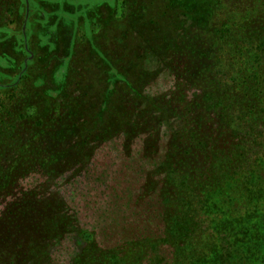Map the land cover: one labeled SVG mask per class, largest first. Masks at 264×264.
Masks as SVG:
<instances>
[{
  "label": "trees",
  "instance_id": "1",
  "mask_svg": "<svg viewBox=\"0 0 264 264\" xmlns=\"http://www.w3.org/2000/svg\"><path fill=\"white\" fill-rule=\"evenodd\" d=\"M120 1V19L99 22L106 37L91 43V53L76 38L66 90L53 97L46 90L54 87L34 84L46 73L31 71L43 59L36 36L9 30L21 28L24 1L0 0V31L9 33L0 38V264H55L54 249L65 241L76 246L66 264H236L244 257L231 230L229 241L219 237L211 214L232 218L264 200V0ZM205 31L210 48L197 37ZM32 50L40 55L31 59ZM61 59L47 61L55 67ZM149 61L189 83L191 101L174 93L159 109L143 96L154 72ZM111 72L120 77L109 104ZM154 114L163 116L169 139L152 188L162 232L101 247L50 184L84 171L100 145L137 136ZM32 175L45 183L23 190Z\"/></svg>",
  "mask_w": 264,
  "mask_h": 264
},
{
  "label": "rangeland",
  "instance_id": "2",
  "mask_svg": "<svg viewBox=\"0 0 264 264\" xmlns=\"http://www.w3.org/2000/svg\"><path fill=\"white\" fill-rule=\"evenodd\" d=\"M23 1L24 3L20 5L22 9L26 6V15L24 21L20 22L21 28L18 24V27L14 25L9 30L16 33L21 29L24 31L26 27L27 37L31 33L36 36L38 49L43 53V59L42 65L36 64L31 71L46 73L38 76L34 84L37 87L39 83L54 87L46 90L48 96H62L66 90L69 63L76 38L80 35L78 43L81 40L82 42L78 48L83 47V51L90 52V48L93 50L94 46L91 44L93 41L98 45L102 43L106 36L98 24L103 23L104 27L120 19L121 1ZM8 34L5 30L0 31V38H7ZM140 36L149 42L148 34L141 33ZM197 37L200 38V43L210 48L211 43L206 31ZM189 38V36L184 38L185 46ZM86 39L90 47L87 44V47L85 46ZM32 44L33 40L31 46ZM39 51L32 50L30 58L34 57L32 52L36 56L40 55ZM149 52L150 50L147 49V53ZM53 54L58 59L62 58L59 64L55 63V67L48 63ZM13 56H15L14 53ZM18 56L17 59H26L21 53H18ZM147 56L155 57L151 53ZM154 62L146 63L149 65L146 69L154 70V72L142 84L143 96L152 99L156 105H159L157 107L159 109L165 104L164 100L168 101L166 98L174 93L181 99L184 96L189 103L195 90L188 87L187 82H178V85L170 74ZM39 66L42 67L41 70L38 69ZM80 73L83 74V71ZM117 76L120 77L113 72L109 74L110 87L104 97L109 104L113 99L110 95ZM121 87L122 92L126 91V94H129L126 86L121 85ZM142 106L143 103L138 102V110L143 111L144 106ZM162 120V115L154 114L148 126L143 131H139L137 136L130 140L119 136L100 145L84 171L78 172L79 174H67L50 184L52 190L59 192L67 199L71 209L78 214L80 227L93 234L92 237L101 247L111 248L131 239L158 236L162 232L161 206L158 195L152 191L156 183L154 168L165 155L169 141L162 127L164 126ZM44 183V178L32 175L23 180L20 185L23 190H27ZM253 203L252 211L243 210L232 218L217 210L211 214L213 226L218 231L219 237L225 242L229 241L231 230L230 241L235 242L234 249L244 254L243 258H239L241 263L236 264H264V200ZM5 204L6 202H0V212ZM75 251V242H63L54 249L55 264H66Z\"/></svg>",
  "mask_w": 264,
  "mask_h": 264
},
{
  "label": "water",
  "instance_id": "3",
  "mask_svg": "<svg viewBox=\"0 0 264 264\" xmlns=\"http://www.w3.org/2000/svg\"><path fill=\"white\" fill-rule=\"evenodd\" d=\"M25 31V30H24Z\"/></svg>",
  "mask_w": 264,
  "mask_h": 264
}]
</instances>
